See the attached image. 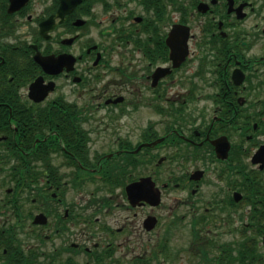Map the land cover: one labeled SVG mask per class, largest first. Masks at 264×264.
Returning a JSON list of instances; mask_svg holds the SVG:
<instances>
[{
    "label": "flooded vegetation",
    "instance_id": "obj_1",
    "mask_svg": "<svg viewBox=\"0 0 264 264\" xmlns=\"http://www.w3.org/2000/svg\"><path fill=\"white\" fill-rule=\"evenodd\" d=\"M0 173V264H168L177 230L231 259L264 193V0H0Z\"/></svg>",
    "mask_w": 264,
    "mask_h": 264
},
{
    "label": "rangeland",
    "instance_id": "obj_2",
    "mask_svg": "<svg viewBox=\"0 0 264 264\" xmlns=\"http://www.w3.org/2000/svg\"><path fill=\"white\" fill-rule=\"evenodd\" d=\"M136 111L137 112L134 114L135 117L130 120L131 122H132V120L133 121L136 120L137 123L139 122V124H144L146 122V120L150 121V115L152 114V112H151V110H149L148 107L145 106L144 103H142L139 106V109ZM137 136H138V134H137ZM104 143H105V141H103V142L98 141V143L95 144L96 149H93V152H97L98 150H102L105 146ZM105 147H108V145H106ZM193 164H194L193 162L186 163L184 166V169H187L188 167L190 170L193 169L194 168ZM149 168L144 167V166H140L137 169V171L146 172V171H148ZM172 168H176V166L175 165H169V173H171ZM181 171H182V169H180L178 172H181ZM96 186H97L96 184H89V186H88L89 188H87V189H89L90 191L95 190ZM107 186H109V184ZM74 190H76V189H74ZM179 195H180L179 193L174 192V193L169 194L168 196H170V198L172 197V200H173V198L175 196H179ZM202 195H204V194H202ZM73 196L75 197L76 195L74 194ZM28 209H30V208H27V210ZM10 214H12V213H10ZM235 218H236V216L234 215L233 219H235ZM14 219L15 218H13V220ZM248 219H250V218L248 217ZM187 221L188 220H186L185 222H187ZM239 228H240V226H239ZM221 232H222V230H221ZM173 238H174V240H173L172 250L174 251L175 255L173 257L169 258V260H174V261L168 262V264H199L198 259L195 255V251H194V249L192 250V248H194V247H192L193 245L190 242L192 237L189 234V232L186 230H181V231L177 230L176 234L174 235ZM220 239H221L220 242H227L228 244H231L230 240L235 241V239H236V240H239V242H240L241 239H243V238H239V236L235 237V235L233 233L231 235H224ZM48 248H49V246L47 244L46 249H48ZM261 252H264V249ZM218 253L219 252H217V251L215 252V254H218ZM201 264H203V263L201 262ZM256 264H264V262L260 261Z\"/></svg>",
    "mask_w": 264,
    "mask_h": 264
},
{
    "label": "trees",
    "instance_id": "obj_3",
    "mask_svg": "<svg viewBox=\"0 0 264 264\" xmlns=\"http://www.w3.org/2000/svg\"><path fill=\"white\" fill-rule=\"evenodd\" d=\"M256 186H259L256 183L255 186L250 184L248 191V201L252 207L250 220L254 224H257L260 228V233L264 230L262 224L264 222V193L261 194ZM3 231L0 230V238H2ZM258 236L256 238L249 236L248 241L240 246L237 256H232L231 259L228 256L227 258L221 259V262L217 261V264H254L260 256L258 253ZM261 259V258H260ZM264 262V261H263Z\"/></svg>",
    "mask_w": 264,
    "mask_h": 264
},
{
    "label": "water",
    "instance_id": "obj_4",
    "mask_svg": "<svg viewBox=\"0 0 264 264\" xmlns=\"http://www.w3.org/2000/svg\"><path fill=\"white\" fill-rule=\"evenodd\" d=\"M64 2H67L68 0H63ZM74 5V4H73ZM148 178H145V179H143L142 181H140V182H136V183H133V184H131L129 187H128V190L130 191V192H132V191H135V189L137 188V187H139L143 182L144 183H147L148 182Z\"/></svg>",
    "mask_w": 264,
    "mask_h": 264
}]
</instances>
